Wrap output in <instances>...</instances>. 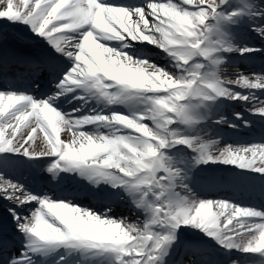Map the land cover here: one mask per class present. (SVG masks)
Here are the masks:
<instances>
[{
  "label": "snow or ice",
  "instance_id": "1",
  "mask_svg": "<svg viewBox=\"0 0 264 264\" xmlns=\"http://www.w3.org/2000/svg\"><path fill=\"white\" fill-rule=\"evenodd\" d=\"M247 7L264 18L261 0ZM243 15L230 0H0V264H45L61 249L113 264L237 253L227 264H264V208L208 198L190 176L226 165L264 180V141L221 149L200 129L228 123L200 112L219 100L264 117V72L226 78L224 53L264 54L228 39ZM253 30L264 41V25ZM185 148L194 155L178 162L172 150ZM200 232L209 242L191 243Z\"/></svg>",
  "mask_w": 264,
  "mask_h": 264
},
{
  "label": "bare ground",
  "instance_id": "2",
  "mask_svg": "<svg viewBox=\"0 0 264 264\" xmlns=\"http://www.w3.org/2000/svg\"><path fill=\"white\" fill-rule=\"evenodd\" d=\"M245 2H246V6L245 7H247V5H249V4H251V3H253V0H245ZM261 7H264V2H263V0H261ZM250 11H253V9H251V8H246V11L244 12V15L242 16L243 17V20L241 21L242 23H250V24H252V25H255V26H257V24H256V22L253 20V19H249L248 18V15H249V12ZM242 19V18H241ZM263 20H264V18H263ZM145 52L148 54V55H150V56H152L153 58H155V59H157V60H159V62H161V63H164V64H166V63H168L167 62V59H162L161 57H160V55H159V53H155V52H151L150 50L149 51H146L145 50ZM254 55L253 54H249L248 55V57H253ZM249 62H253V66H255V60H248ZM227 71H228V75H230V77H232V78H235L236 77V74H238V72L237 71H239V70H236V69H233V68H229V69H226ZM219 107H220V104H219ZM226 111H227V109H226ZM229 120H231V119H228V121ZM232 123H234L235 122V124H240V120H238V119H236V120H234V121H231ZM211 126H214V125H206V129L208 130V131H210V130H215L216 128L218 129V127H211ZM229 130H231V129H229ZM214 138H219V136L218 137H214ZM37 143H39V141L37 142ZM41 146H43V145H41ZM220 147V146H219ZM221 148V147H220ZM217 184L216 183H214V185L213 186H216Z\"/></svg>",
  "mask_w": 264,
  "mask_h": 264
}]
</instances>
